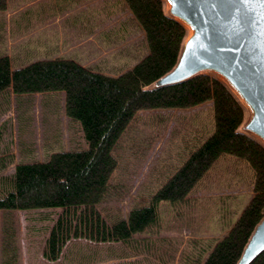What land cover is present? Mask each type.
<instances>
[{
    "label": "trees",
    "instance_id": "obj_1",
    "mask_svg": "<svg viewBox=\"0 0 264 264\" xmlns=\"http://www.w3.org/2000/svg\"><path fill=\"white\" fill-rule=\"evenodd\" d=\"M124 1L144 33L148 50L117 74L67 57L12 66L9 57L0 54V93L63 90L65 113L80 122L88 142L83 149L54 151L45 160L17 162L3 184L0 210L62 208L46 236L44 257L49 260H56L72 238L129 246L135 235L158 220L163 201H184L215 161L230 154L251 168L252 194L235 222L193 264H235L264 214V145L240 130L243 107L219 78L200 73L182 82L150 87L175 64L186 28L165 13L162 0ZM5 5L6 0H0V11ZM205 103L212 109L211 131L198 132V127L196 144L150 195L123 215L105 217L97 205L110 192V178L117 167L113 150L135 113ZM249 264H264V250Z\"/></svg>",
    "mask_w": 264,
    "mask_h": 264
},
{
    "label": "rangeland",
    "instance_id": "obj_2",
    "mask_svg": "<svg viewBox=\"0 0 264 264\" xmlns=\"http://www.w3.org/2000/svg\"><path fill=\"white\" fill-rule=\"evenodd\" d=\"M68 1H60L59 7L102 8L98 12L101 23L92 29L93 39L87 36L71 48L63 45L64 51H53L58 57L74 55V60L82 61L78 52L85 47L82 57L89 68L114 75L147 53L144 33L124 0ZM101 31L100 45L94 39ZM52 50L58 49L44 52ZM243 110L242 124L248 115V110ZM212 119L207 103L137 111L113 150L117 167L110 178V192L97 205L103 215H123L150 195L196 144L198 132L211 131ZM87 146L80 122L65 113L63 90L15 94L7 89L0 93V194L17 162L45 160L54 151ZM252 179V170L244 160L222 155L184 201H163L158 220L135 235L130 247L124 242L72 238L69 249L54 263L44 257L45 240L62 208L0 210V264H81L89 257H111L99 264H193L235 222L252 194Z\"/></svg>",
    "mask_w": 264,
    "mask_h": 264
},
{
    "label": "water",
    "instance_id": "obj_3",
    "mask_svg": "<svg viewBox=\"0 0 264 264\" xmlns=\"http://www.w3.org/2000/svg\"><path fill=\"white\" fill-rule=\"evenodd\" d=\"M164 11L186 28L173 67L150 87L200 73L221 81L248 110L242 129L264 145V5L242 0H162ZM264 250V214L235 264H249Z\"/></svg>",
    "mask_w": 264,
    "mask_h": 264
},
{
    "label": "crops",
    "instance_id": "obj_4",
    "mask_svg": "<svg viewBox=\"0 0 264 264\" xmlns=\"http://www.w3.org/2000/svg\"><path fill=\"white\" fill-rule=\"evenodd\" d=\"M60 1L63 0H6L5 8L0 11V54H6L12 66H23L38 59L56 58L59 55L54 54L53 51H64L61 50L63 45L71 48L75 42L87 36L93 39L91 31L101 23L99 22L101 14L98 15V12L101 13L102 8L94 11L87 5H81L83 9L79 5H74L63 9L62 6L59 7ZM76 1L86 0H69L68 3L72 4ZM109 6L113 7L112 1ZM57 36L60 44L57 42ZM97 37L98 39L94 41H98L101 45L102 31ZM52 47L58 50H52L49 54L44 52ZM85 51L86 48L82 47L78 56L82 60L79 63L87 66L88 62H83L84 57H82L85 56ZM66 57L74 59V55ZM69 242L65 243L61 253ZM59 259L60 256L56 260L47 259V261L54 263ZM105 259L109 260L111 257L103 259L89 257L81 264H99L100 260L105 261Z\"/></svg>",
    "mask_w": 264,
    "mask_h": 264
},
{
    "label": "snow or ice",
    "instance_id": "obj_5",
    "mask_svg": "<svg viewBox=\"0 0 264 264\" xmlns=\"http://www.w3.org/2000/svg\"><path fill=\"white\" fill-rule=\"evenodd\" d=\"M242 2H243L244 4H249V3L258 2V3H260L261 5H264V0H242Z\"/></svg>",
    "mask_w": 264,
    "mask_h": 264
}]
</instances>
